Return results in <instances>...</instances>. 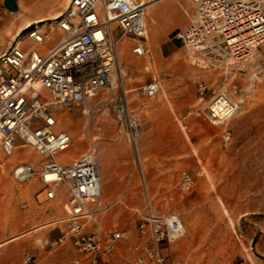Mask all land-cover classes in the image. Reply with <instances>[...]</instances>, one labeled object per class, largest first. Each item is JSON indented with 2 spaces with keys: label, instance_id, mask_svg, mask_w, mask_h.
Returning a JSON list of instances; mask_svg holds the SVG:
<instances>
[{
  "label": "built area",
  "instance_id": "built-area-1",
  "mask_svg": "<svg viewBox=\"0 0 264 264\" xmlns=\"http://www.w3.org/2000/svg\"><path fill=\"white\" fill-rule=\"evenodd\" d=\"M157 1L160 0H70L65 12L55 20L62 36L54 47L42 53L20 46L24 39L38 45L45 42L48 34L35 25L0 54V152L9 156L18 146L29 145L41 155L38 171L29 162L15 166L12 175L18 182L33 177L48 186L67 182L70 199L65 205L67 215L61 220L66 229L60 241L69 240L77 255L65 264H164L163 243L187 234L178 215L147 210L137 223L133 258L122 263L114 261L134 232L118 229L104 234L87 229V219L95 213L88 209L87 202L102 206V175L96 149L90 146L68 164L57 159L72 144L66 131L56 130L58 107L84 104L114 85L116 77L122 75L119 45L125 37L137 41L133 50L137 55L147 51V10ZM191 1L192 19L176 38L193 63L221 69L230 80L225 79L219 88L211 90L204 106L193 108L190 114L212 124H224L239 112L245 100L246 89L233 79L242 74L264 44V0ZM113 22L119 28L116 38ZM258 73L254 72V81L260 78ZM160 89V80L154 79L142 87V92L155 96ZM206 91L207 86L200 83L201 101ZM116 105L122 125H129L134 138L139 134L137 117L125 108L126 120L124 105ZM83 113L89 115L90 109L85 107ZM178 184L183 191L190 190L193 175L182 170ZM24 263L33 264V256H25Z\"/></svg>",
  "mask_w": 264,
  "mask_h": 264
},
{
  "label": "rangeland",
  "instance_id": "rangeland-1",
  "mask_svg": "<svg viewBox=\"0 0 264 264\" xmlns=\"http://www.w3.org/2000/svg\"><path fill=\"white\" fill-rule=\"evenodd\" d=\"M152 16L157 20V27L174 29L173 32L181 27L182 15L176 13L169 2L153 9ZM161 49L159 43L155 48L151 46L149 57L129 59L137 64L147 63L150 58L154 62L155 77L161 82L160 92L155 96L143 95L141 87H136L141 82L140 70L126 69L112 87L99 94L103 105L94 111L90 107L89 116L76 106L68 111L57 110L60 124L67 119L68 112L77 118L69 149L75 148L80 140L87 148L89 139L78 137L90 117L91 124L100 118L102 129L114 131L116 140H125L142 156V162L153 175L150 199L154 208L164 214L178 215L187 231L185 236L173 241L172 247H167L164 264H264V44L242 74L233 79L240 80L246 89L239 112L224 124H212L199 116L186 134L175 118L166 116L167 110L177 101L183 102L180 110L193 106L200 97V83L207 86V91L196 107L204 106L211 90L219 88L225 76L226 81L230 80V76L221 69L203 67L198 69L200 74L189 78L184 74L186 70L175 67L178 63L171 66L173 61L193 66L189 52L182 49L180 56L176 53L171 59L168 50L162 55ZM256 71H260V78L254 81ZM240 76L243 80L238 79ZM125 87L134 88L125 93ZM178 88L181 92L175 98L172 93ZM115 103L125 105L128 112L137 117L139 134L134 138L122 125ZM185 135L190 138L191 146L185 142ZM187 147L192 148V153H184ZM21 162H29L36 171L42 166L41 155L32 146L20 145L9 156L0 152L2 210L11 215L15 209H23L28 204L32 207L48 204L53 206L57 217L61 216L63 204L70 199L67 182L48 186L36 177L18 182L12 172ZM182 170H188L194 177L188 191H183L178 184ZM140 191L142 197H148L144 183ZM101 207H93L94 212ZM106 215H113L120 222L125 219L117 213L102 214ZM130 221L126 225L133 226ZM67 255V252L62 255L57 264H63Z\"/></svg>",
  "mask_w": 264,
  "mask_h": 264
},
{
  "label": "crops",
  "instance_id": "crops-1",
  "mask_svg": "<svg viewBox=\"0 0 264 264\" xmlns=\"http://www.w3.org/2000/svg\"><path fill=\"white\" fill-rule=\"evenodd\" d=\"M167 2L170 3L176 13L178 12L182 15L181 27L174 32V29H166L162 26L157 27V20L152 16L153 9ZM69 3L70 0H0V54L7 50L15 40L20 38L27 28L35 25L48 34L45 42L38 45L30 39H24L20 41V46L25 49H37L42 53L54 47L62 36V31L55 25V20L65 12ZM192 14L193 5L191 0H160L150 4L147 10L146 36L144 39L147 51L143 55H137L133 51L137 41L132 37H125L119 45V55H122L121 60L118 59V66L122 71V75H124L126 69L140 70L142 72L140 75L141 82L136 87H141V89L144 85L156 79L153 68L154 62L150 60L151 58L147 63L138 64L136 62H130L129 59L132 60L133 57H149L151 46L155 48L159 43L162 46V55L168 50L167 55H171V59L176 53L180 56L181 50L187 49L176 38V35L186 29L192 19ZM112 29L114 37L116 38L119 35V28L116 22L112 23ZM123 61L125 62L123 63ZM189 61L195 67L190 65L185 66L186 64H180L178 61L171 62V66H175L178 63L175 67L186 70L184 74L192 78L201 73L198 69L203 68V66L193 63L190 58ZM241 76L238 79L243 80ZM225 78L227 79L228 77L225 76ZM118 80L119 76L116 77L115 82ZM239 81L238 84L243 87V83ZM133 88L128 89L125 87L124 92L127 93ZM180 92L181 88H178L173 91L172 96L176 98ZM103 101L101 96L98 95L76 107H79L77 110H81L82 113L85 107H91L94 111V109L102 107ZM190 101L193 102L191 97ZM199 101L200 97H198L193 106L186 110H180L179 106H182L183 102L177 101L173 104L175 105L174 107L170 105L171 108L167 110L166 116L175 118L181 131L186 134V131L192 129V124L199 117L195 114H190V110L195 108ZM176 106L178 107L177 110L175 108ZM58 109L60 111H66L69 108L60 106ZM71 114L68 112L69 118L67 117L62 122L63 124H60L61 121L58 111L56 130L66 131L71 136L73 142L74 133L72 128L77 118L75 119ZM89 118L86 119L81 136L78 137L82 140L84 138L89 139L87 148L80 140L75 148L60 153L57 159L61 164H68L80 157L90 146L93 145L96 149V157L102 175V207L97 213H94L92 217L87 219V229L104 234L118 229H131L134 232L133 238L123 244L114 257V261L122 263L131 260L134 256L132 248L138 237L135 231L140 214L147 210L161 213L154 208L150 199L151 190L154 188L153 175L152 171L142 162V156L137 151H133L130 144L125 142V140H116L114 131L109 132L102 129L100 118L93 121V124H91ZM127 134L130 141L129 132ZM104 137H106V140ZM184 140L191 146V140L188 136L185 135ZM184 153H192V148L189 149L187 147ZM200 167L202 168L203 166L201 165ZM179 176L180 172L178 174V182ZM36 178L41 180L39 177ZM143 183L146 187L148 197L141 196L140 186ZM67 202L63 204L64 213L58 217L54 213L53 206L48 204H40L36 205V207L29 206L28 204V208L24 206L23 209H15L11 215L8 211H3L0 206V264H25V255L33 256V264H57L58 261H61L60 257L62 255L64 256L66 252L68 255L63 264L74 258L77 254L71 242L69 240L60 241V237L66 229V223L61 220L67 215L65 209ZM95 206L94 201L87 202L89 210L93 211L95 209L93 207ZM103 213L110 215L112 213L121 214L125 219H123V222H120L113 215L102 216ZM129 221L134 223V225L131 226V223L126 225ZM120 224L123 225L121 228L117 226ZM172 243L173 241L163 243L162 252L165 257L167 247H172ZM56 250H61L63 253L55 254L54 251Z\"/></svg>",
  "mask_w": 264,
  "mask_h": 264
},
{
  "label": "bare ground",
  "instance_id": "bare-ground-1",
  "mask_svg": "<svg viewBox=\"0 0 264 264\" xmlns=\"http://www.w3.org/2000/svg\"><path fill=\"white\" fill-rule=\"evenodd\" d=\"M55 16H57V15H55ZM54 17V16H53ZM252 77V76H251ZM124 109H123V111H124V115H125V118H126V120H127V117H128V113H127V110L125 109L126 107H125V105H124V107H123ZM126 129L127 130H129L130 128H129V125L126 127ZM14 153V152H13ZM50 175H48V177H49Z\"/></svg>",
  "mask_w": 264,
  "mask_h": 264
}]
</instances>
